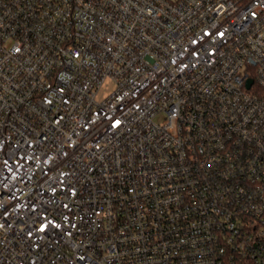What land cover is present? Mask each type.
I'll use <instances>...</instances> for the list:
<instances>
[{"label":"built area","instance_id":"obj_1","mask_svg":"<svg viewBox=\"0 0 264 264\" xmlns=\"http://www.w3.org/2000/svg\"><path fill=\"white\" fill-rule=\"evenodd\" d=\"M0 264H264V0H0Z\"/></svg>","mask_w":264,"mask_h":264},{"label":"rangeland","instance_id":"obj_2","mask_svg":"<svg viewBox=\"0 0 264 264\" xmlns=\"http://www.w3.org/2000/svg\"><path fill=\"white\" fill-rule=\"evenodd\" d=\"M114 85L112 82H108L107 86L104 87L100 97L101 99H103L104 97H106L109 93H111L113 91Z\"/></svg>","mask_w":264,"mask_h":264},{"label":"snow or ice","instance_id":"obj_3","mask_svg":"<svg viewBox=\"0 0 264 264\" xmlns=\"http://www.w3.org/2000/svg\"><path fill=\"white\" fill-rule=\"evenodd\" d=\"M119 123V121H117V124Z\"/></svg>","mask_w":264,"mask_h":264}]
</instances>
